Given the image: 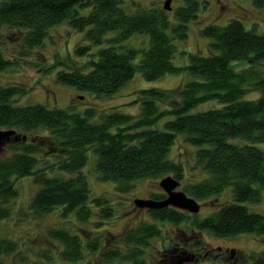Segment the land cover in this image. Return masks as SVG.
<instances>
[{"label":"trees","instance_id":"obj_1","mask_svg":"<svg viewBox=\"0 0 264 264\" xmlns=\"http://www.w3.org/2000/svg\"><path fill=\"white\" fill-rule=\"evenodd\" d=\"M182 2L170 20L167 10L155 7L128 12L121 5L123 0H0V29L15 33L23 46L22 54L40 46L49 28L62 21L72 29L85 31L74 48L78 56L89 54L92 45L103 43L108 31H116L96 51V58H88L85 70L68 65L56 72L57 82L106 97L137 71L145 79L171 73L182 77L170 90L148 87L135 91L136 114L112 112L98 123L91 122L87 115L40 103L17 105L13 97L28 89L18 84L0 85V128L14 129L27 137L19 145H11L10 156L0 158V219L11 215L9 203L17 194L16 181L25 176H31L37 185L28 206L36 215L57 209L61 217L72 214L83 222L89 220L94 206L99 219L111 218L112 205L103 196L90 197L86 176L80 172L88 149L96 154L98 177L127 191L139 178L170 174L178 180L183 177L181 165L168 157L176 134L182 133L185 141L197 147L195 167L207 174L187 184L185 193L202 199L231 186V200L205 217L166 207L150 211L152 219L175 224L188 220L191 226L218 237L264 233V215L247 206L261 200L264 152L252 144L229 141L242 138L264 142V72L257 67L264 61V33L246 29L239 17L224 25L208 24L200 29L209 38L207 53H189L187 64L177 65L173 62L178 52L174 41H185L187 22L197 17L201 4L199 0ZM251 3L264 8V0ZM85 7L89 10L82 13L80 9ZM134 33L147 34L148 47L122 48L121 41ZM6 50L2 35L0 71L20 64L18 57L7 55ZM253 90L260 91V96L246 99ZM211 100L220 106L194 110ZM159 121H164L162 129L157 126ZM38 129L45 131L29 138L28 134ZM57 171L65 176L48 175ZM150 197L162 196L151 193ZM159 232L156 224L142 223L126 235L140 236L144 246ZM49 233L63 245L60 258H83L79 237L63 229ZM15 244L14 240L0 238V256L14 252ZM139 253L136 251L133 257ZM0 264H4L2 259Z\"/></svg>","mask_w":264,"mask_h":264},{"label":"rangeland","instance_id":"obj_2","mask_svg":"<svg viewBox=\"0 0 264 264\" xmlns=\"http://www.w3.org/2000/svg\"><path fill=\"white\" fill-rule=\"evenodd\" d=\"M164 1L123 0L121 5L126 11L135 12L151 7L163 9ZM199 1L201 4L197 11V17L187 22L185 41H174L178 52L173 62L177 65L187 64L189 53H200L201 55L207 53L209 38L203 35L200 29L208 24L224 25L229 19L239 17L246 29L254 28L255 32L264 33V8L254 7L251 0ZM182 3V0L170 1L171 9L166 11L170 20L174 18L175 8ZM88 10L86 7L80 9L82 13H86ZM8 31L6 28L0 29V36L3 35L6 42V53L7 55H15L14 59L18 57L20 64L0 71V85L18 84L28 89L26 93L13 97V103L17 105L40 103L50 108L57 107L87 115L91 122L98 123L104 115L112 112L136 114L138 103L133 102L135 91L148 87L170 90L175 88L182 78L179 74L171 73L155 79H145L137 71L111 96L96 97L87 91H81L74 86L57 82L55 75L58 70L65 69L68 65L75 69L85 70L83 66H86L88 58L92 56L96 58V51L106 45V39L114 36L116 31H108L104 35L105 41L101 44L92 45L89 54L85 56H78L74 51L75 46L82 41L85 31L72 29L67 21H62L49 28L43 43L34 47L28 54H22L24 53L23 46L19 43L15 33ZM148 44V35L140 33H134L120 43L122 48L133 47L137 49H144L148 47ZM181 50H185V53H182ZM140 54L141 52H139ZM258 65L257 67L264 72V61ZM237 67L240 66L237 65ZM259 96L260 91L257 90L250 91L245 95L246 99L249 100L257 99ZM219 106L217 101L211 100L199 104L194 110L202 111ZM88 111L91 113L90 115L87 114ZM163 122H157L158 128L162 129ZM42 131H45V129L31 131L28 134L29 138ZM229 141L238 145L252 144L264 152V142L262 141L251 142L242 138H230ZM18 142L8 143L1 148L0 158L10 156L13 152L11 145L14 143L19 145ZM196 150L197 147L185 141L184 134H176L169 149L168 157L178 162L183 169L184 175L179 179L180 184L177 190L184 191L187 184L197 182L207 176L204 171H200L199 168L195 167ZM95 160L96 154L92 148H89L87 161L80 172L86 176L90 197L103 196L107 198L108 203L112 205L113 216L99 219L96 208L92 206L95 213L92 212L88 221L91 220L96 223L94 224L95 227H91L88 221H77L72 214L61 217L57 209L46 215H36L30 211L28 206L37 185H35L31 176L18 178L15 185L17 194L10 199L9 203L11 215L5 219H0V238L14 240L17 244V246L15 244L16 249L13 250L14 252L0 256L4 264H71L59 263L57 255L61 253L58 251L61 243L49 231L63 229L81 240L88 239L86 241L88 243L91 240L93 241L96 236L103 235L102 233H95L96 230L102 231L104 229L98 223L100 221L108 222L107 226L112 231L111 235H118L125 225L133 226L142 223L157 225L160 234L144 244L145 253L142 264H146L149 259L153 258L156 247H159L163 241L169 240L171 237L175 238V236L181 238V231H184L188 237L187 242L190 244V251L195 249L196 251L206 252L205 256H200L198 264H264V233H239L233 236L218 237L206 230L200 231L195 226H191L188 220L180 225H175L167 220L155 221L148 210L137 208L133 203L135 198L149 197L151 193L162 194L163 190L159 185V181L166 175L136 179L132 182V188L122 191L116 188L115 182L102 180L98 177L94 168ZM202 173L203 175H201ZM51 174L65 176L64 172L59 171L56 173L48 172V175ZM200 176L202 177L200 178ZM223 190L217 195L213 194L202 199H196L201 207L199 212L194 215L205 217L216 211L222 204L229 202L231 200V186H226ZM259 191L261 195L259 203L245 204L251 211L264 215V188H259ZM188 214L192 215L191 213ZM48 254L52 257L51 260L47 257ZM191 254L194 256L192 252H188L187 257ZM53 256L58 258V262L54 260L55 257ZM89 257H94V255L91 256L88 253L87 258ZM236 257L238 261H235ZM84 259L85 257L77 264H94L89 260L84 262ZM94 261L101 264H110L105 261L102 263L100 259H94Z\"/></svg>","mask_w":264,"mask_h":264},{"label":"flooded vegetation","instance_id":"obj_3","mask_svg":"<svg viewBox=\"0 0 264 264\" xmlns=\"http://www.w3.org/2000/svg\"><path fill=\"white\" fill-rule=\"evenodd\" d=\"M160 195L162 197L157 198L156 200H160L166 197L164 191ZM146 198H152V197L149 196V197H145L144 199ZM152 199H155V198H152ZM134 206L137 208H140L136 206L135 204ZM167 207L181 210L183 212H187L186 210H182V209H179L173 206H167ZM163 208H166V207H163ZM140 209L148 210L149 213L150 211H152L151 209H147L144 207ZM96 214H97V209H96ZM88 223L90 224L91 227H95L94 224L96 222L90 220L88 221ZM98 223H100L104 229L102 231L96 230L95 233L96 234L102 233L103 235L96 236V238L93 239V241L91 240V242H88V243L86 242L88 239H82V240L80 239L82 242V256L83 258L85 257L84 262L89 260L91 261V263L93 262L94 264H101V263H97L94 261V259H100L102 263H104L105 261V262H109L110 264H119V263L120 264H142L143 263V260H144L143 255L145 253L144 251L145 248L141 244L140 236L126 235L127 232H129L130 230L137 229L139 225H133V226L125 225L122 227L121 232L118 235H111L112 231L108 229V226H107L108 222L100 221ZM182 223L183 222H180L177 224L174 223V224L180 225ZM180 235H182L181 238H178L175 236V238L171 237L169 240L163 241L159 247H156L155 255L153 256L152 259H149V261L146 262V264H198V261L200 260V256H203V255L205 256L206 252L201 251V250L196 251L195 249H192V251H190V248H189L190 244L187 242L188 237L185 235V232L181 231ZM107 238H108V241H107ZM144 240H146V238H144ZM93 245H94V248H93ZM62 250H63V245L61 243L60 250H58L59 253ZM136 251H140V253L138 254V256L134 258L133 255L136 253ZM115 252H117V254L113 255V253ZM188 252H192L194 254L193 261L186 260ZM88 253L91 256L94 255V257L87 258ZM57 256L59 258V263L66 262V263H71V264H74V263L77 264L80 260L83 259L82 258V259H77L76 261H68L66 259L60 258L59 255ZM47 257L50 260L52 259V257L49 256V254ZM53 257H55L54 260L55 261L57 260L56 262H58V258H56V256H53ZM235 261H238L237 257Z\"/></svg>","mask_w":264,"mask_h":264},{"label":"water","instance_id":"obj_4","mask_svg":"<svg viewBox=\"0 0 264 264\" xmlns=\"http://www.w3.org/2000/svg\"><path fill=\"white\" fill-rule=\"evenodd\" d=\"M170 1L165 0L163 3L164 10H170ZM26 135L18 134L14 129H1L0 128V150L7 143L14 141H26ZM180 181L172 175L164 176L160 179L159 185L164 191L166 197L160 200L152 198H135L134 204L140 208L159 209L167 206H173L182 210H186L191 214H197L200 210L201 204L197 202L194 197L187 195L182 190H177ZM194 256L186 257V260L192 261Z\"/></svg>","mask_w":264,"mask_h":264}]
</instances>
